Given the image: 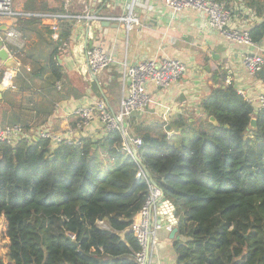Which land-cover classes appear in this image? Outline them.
Here are the masks:
<instances>
[{"label":"trees","instance_id":"16d2710c","mask_svg":"<svg viewBox=\"0 0 264 264\" xmlns=\"http://www.w3.org/2000/svg\"><path fill=\"white\" fill-rule=\"evenodd\" d=\"M247 1L264 16L263 4ZM23 8L64 11L49 0H26ZM41 20L18 15L16 28L38 32ZM71 22H59V39H52L44 61L25 48L15 53L31 65L17 74L27 85L46 73L49 87L64 79L60 48L70 45ZM249 34L264 43V20ZM201 107L206 117L180 118L177 135L139 127L141 163L123 150L117 129L99 139L82 137L79 145L41 137L0 141V264H138L141 246L129 227L150 193L143 166L175 205L178 233L188 238L174 240L176 264H264V108L225 84Z\"/></svg>","mask_w":264,"mask_h":264},{"label":"crops","instance_id":"0c3cea01","mask_svg":"<svg viewBox=\"0 0 264 264\" xmlns=\"http://www.w3.org/2000/svg\"><path fill=\"white\" fill-rule=\"evenodd\" d=\"M233 8L232 28L250 30L264 20L247 0H221ZM92 13L109 16L111 19L71 20L72 34L70 45L60 56L65 77L55 86L49 87L46 77H36L26 84L24 76L14 79L16 88H0V127L12 123H21L28 138L34 140L41 131L60 136H68L78 121L76 109L93 104L99 99L90 88L91 76L86 57V47H102L112 55L116 62L97 74L104 99L111 110L117 111L123 96L122 63L136 64L146 59L162 60L175 58L187 66L186 73L168 88H159L149 83L150 103L143 111L133 114L127 125L132 136H140L138 128L153 135L167 133L168 136L182 132L178 126L180 118L189 122L206 117L201 100L218 84H225V76L231 72L232 84L238 92H243L254 102L264 93V67L250 74L244 66L246 54L264 53V43H238L225 37L210 27L207 15L193 8L175 12L164 0H136L134 13L139 24L127 29L126 24L115 17L126 13V0H93ZM51 7L63 6V0H49ZM24 7V5L22 4ZM81 3L77 2L73 13H79ZM15 11H17L15 9ZM18 12V11H17ZM24 12V8H23ZM27 13V12H24ZM41 14V13H39ZM39 14L27 13L23 17ZM41 17V16H40ZM36 24L38 32L28 31L25 52L29 56L38 55V60L51 51L52 34L49 33L52 20L41 17ZM69 20V19H68ZM4 27H7L4 24ZM4 67L8 62L2 60ZM20 63V72H29L30 64ZM23 72V75H24ZM219 72V73H217ZM224 72L221 77L220 74ZM217 73V74H216ZM216 74V76H214ZM216 77V78H214ZM27 79V78H26ZM2 80V78H1ZM0 80V85H3ZM60 84L61 88H58ZM226 85V84H225ZM170 126V129H168ZM106 135L104 125L92 121L83 130L77 131L74 139L82 137L99 139ZM168 207V206H167ZM170 208V207H169ZM163 224L169 223L170 211L164 209L158 216ZM171 232L162 229L157 234V247L152 264H176L177 254ZM180 236V240L188 238Z\"/></svg>","mask_w":264,"mask_h":264},{"label":"built area","instance_id":"2783aa9c","mask_svg":"<svg viewBox=\"0 0 264 264\" xmlns=\"http://www.w3.org/2000/svg\"><path fill=\"white\" fill-rule=\"evenodd\" d=\"M136 0H126L124 16L115 17L119 22L126 24L127 29L139 24V18L134 13ZM175 12L186 8H193L204 12L207 15L210 27L221 32L225 37L238 43L252 44L248 30H239L231 27L233 8L221 0H164ZM79 2L82 7L79 13H73L75 4ZM15 0H0V43L1 48H5L9 56L16 59L15 53L24 49L26 45L25 38L21 31L16 28V16L27 15L24 12L14 10ZM93 0H63V12L59 13H41L43 18L52 20L51 29L52 38L59 39V22L63 19L86 20L89 25L92 20L111 19L109 16H100L92 13ZM74 11V10H73ZM4 24L7 27H4ZM68 42L63 43L61 50L68 48ZM86 57L89 69L96 74L113 65L116 60L108 54L102 47L92 45L86 47ZM244 66L250 74L260 72L264 67V53H250L244 57ZM4 67L0 58V69ZM122 82L124 93L119 103V109L113 111L104 99H99L93 104L81 106L76 109L78 121L76 127L69 131L68 136L52 134L48 131H41L38 137L48 138L54 145L62 141L80 144V140L74 139L77 131L83 130L92 121H100L105 128L106 133L112 130H120L124 137L123 150L134 156L143 145L140 136H132L127 130L129 120L137 111L145 110L150 103V94L148 91L149 83H154L159 88H168L177 82L187 71L186 64L175 58H164L162 60L146 59L136 64L122 63ZM20 71V63L16 66L5 67L2 77V84L5 88H16L14 79ZM226 85L232 84V74L229 72L224 79ZM58 88L61 86L58 84ZM247 101H254L240 92ZM257 107L264 108V93H261L256 99ZM126 125V126H125ZM28 141L25 129L22 125H6L0 127V141H6L15 144L20 140ZM148 178V177H147ZM150 193L143 204L141 210L133 219L129 229L140 243V250L136 252L138 264H152L153 255L157 247V234L165 229L169 232L173 230V223L170 221L163 224L159 216V204L164 196L163 191L155 186L148 178ZM100 224H104L101 222Z\"/></svg>","mask_w":264,"mask_h":264},{"label":"water","instance_id":"95a60500","mask_svg":"<svg viewBox=\"0 0 264 264\" xmlns=\"http://www.w3.org/2000/svg\"><path fill=\"white\" fill-rule=\"evenodd\" d=\"M0 58L4 61H7L8 62V65L7 66H11L13 65V63L15 64V61H14V58L10 57L9 56V53L8 51L5 49V48H1V43H0ZM89 73H90V78H91V81H90V88L92 90V92L98 97V98H105V94L103 93L102 89H101V86H100V83L98 81V77H97V74L95 72H93L91 69H89ZM0 88L1 89H4L3 85H0ZM210 121L213 122L214 124H218V121L217 119L214 117V116H210ZM257 125V121L256 119H252L251 121V126L252 127H256ZM126 126V125H125ZM168 129H170V126H168ZM39 138L36 137V140H38ZM134 158L139 162L141 163V159L138 155V153H134ZM143 170H144V173L146 174V176L150 179V181L155 185L156 183L154 182V180L152 179L151 177V174L150 172L148 171V169L143 166ZM158 187V186H157ZM168 206V207H167ZM170 207V208H169ZM165 208H168V211H170V218L172 219L171 222L173 223L174 227H173V230L171 231V238H177V239H180V236L177 235L178 234V227H177V224H178V220L177 218L175 217V205L169 201L166 197H162L161 198V202L159 204V214L160 215H163L164 213V209Z\"/></svg>","mask_w":264,"mask_h":264},{"label":"rangeland","instance_id":"374dc122","mask_svg":"<svg viewBox=\"0 0 264 264\" xmlns=\"http://www.w3.org/2000/svg\"><path fill=\"white\" fill-rule=\"evenodd\" d=\"M26 2V0H15V3H14V10L16 9L18 12H23V6L22 4L24 5ZM258 4H263L264 5V0H256L254 5H257ZM16 11V12H17ZM26 41V40H25ZM26 46V45H25ZM68 48H66L67 50ZM11 67V66H10ZM21 68V67H20ZM188 133H191V132H188ZM102 226H105V224H101Z\"/></svg>","mask_w":264,"mask_h":264}]
</instances>
